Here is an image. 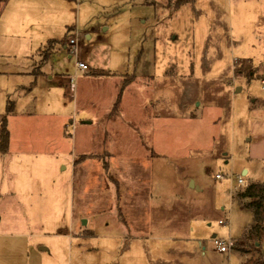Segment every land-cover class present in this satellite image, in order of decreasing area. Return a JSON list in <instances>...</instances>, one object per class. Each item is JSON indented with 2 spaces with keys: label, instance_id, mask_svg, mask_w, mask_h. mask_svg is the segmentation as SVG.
<instances>
[{
  "label": "rangeland",
  "instance_id": "obj_1",
  "mask_svg": "<svg viewBox=\"0 0 264 264\" xmlns=\"http://www.w3.org/2000/svg\"><path fill=\"white\" fill-rule=\"evenodd\" d=\"M166 1L80 0L65 12L58 5L52 48L39 50L48 38L29 33L24 45L11 36L1 44L0 64L12 74L2 80L11 89L6 104L25 108L26 100L33 111L56 102L60 113L74 116L67 135L74 149L92 157L74 171L69 160L55 167L56 226L39 223L35 210L38 194L52 189L44 179L27 193V208L10 202L1 209L0 248L7 250L0 264L244 260L232 249L217 251L211 237L239 242L252 215L238 190L264 179V0H192L178 8ZM77 33L80 50L70 55L61 43ZM77 56L99 75L75 70ZM120 75L136 78L121 90ZM15 84L31 88L22 102ZM125 158L139 162L136 171ZM135 177L145 184L135 185ZM230 187L238 188L233 196ZM136 191L152 210L145 224L141 203L135 213L130 208ZM226 219L230 228L219 224ZM261 249L264 255V243Z\"/></svg>",
  "mask_w": 264,
  "mask_h": 264
},
{
  "label": "crops",
  "instance_id": "obj_2",
  "mask_svg": "<svg viewBox=\"0 0 264 264\" xmlns=\"http://www.w3.org/2000/svg\"><path fill=\"white\" fill-rule=\"evenodd\" d=\"M77 1L80 0H5L2 3L0 0V37H3L4 39L3 41L0 39V53L3 52L1 44H4L10 36L14 38L16 43L24 45L25 41L21 40V38H25V36H27L26 33H29L30 39L34 35L43 39L48 38L45 44H41L39 50L42 51L46 47L52 48L54 44L51 45L49 42L54 41L56 43V40L52 39L50 34L51 24L53 22H50V18L53 20L52 14L58 19V15L56 16V12L59 11L58 5L62 7L64 12L68 9L71 11V4L77 3ZM69 29L75 30V27H68L67 30ZM71 38L75 40L74 44L69 45L68 41L61 43V46L66 49L69 54L73 49L75 51L80 50L78 47L80 44L79 40L81 39L80 34L77 33L75 38ZM70 55L68 57H70ZM79 60L83 61L82 59ZM75 70L78 71L76 68ZM89 73H93V70L91 71L90 69ZM11 75L12 74L7 72V70L0 64V123L3 118H6V127L9 134L8 150L3 153L0 152V214L4 211L2 210L1 212V209L10 205V202L14 203L13 207L21 206L27 208L25 201L31 197L27 196V193L30 192L28 194L32 195L31 189L33 184L44 179L46 182L51 183L52 189L45 194L46 196L38 194L39 196L41 195V200L38 201V206L35 210L42 216L39 223L43 226L47 225V227L56 226L59 222L57 217L59 208L57 192L53 189V185L58 184L59 178L54 174L55 167L64 162V160H69L70 168L74 171L78 162L90 159L92 156L91 154L80 152V154H78L76 152L73 140L70 139L69 141L67 137V135H69L68 129L71 128L73 131L75 128L74 116L72 114V117L69 118L68 114L66 115L64 112L60 113L59 109H55L57 106L56 102L54 105L46 103L44 109H42V107L33 108L32 111L29 108L27 101L23 99L27 96L26 94L30 92L31 88L25 84H15V90L18 96L26 93L22 95V99H20V102L25 100L23 103L25 108L23 106L21 107V105H18L16 108L13 105H7L6 101L8 100L3 94L6 95V91L11 89L9 87L3 89L2 80L6 79L7 82L8 77ZM34 76L37 77L36 73ZM72 76L73 75H67L70 83ZM124 76L126 75H120L121 80L124 79ZM135 78L136 77L132 75L130 79L131 82H133ZM36 82L38 83L37 80ZM30 83L31 85H35L33 82ZM235 91H240V88H236ZM47 98H51V96L49 95ZM50 100L52 101V99ZM74 109L76 112V105H74ZM191 114L195 116L192 112L188 115L191 117ZM88 121L86 120L82 124L85 125L86 123H92L90 120ZM28 128H31V130L28 131ZM150 148H152V144ZM35 152L36 155L34 154L32 159L26 157L29 153ZM42 153L47 155H42ZM94 156L98 155L94 154ZM125 161L126 166L130 171L137 170L136 165H139V162L134 161L133 158H125ZM63 164L64 169H66L67 164ZM40 171L44 173L41 174ZM101 171L104 172L105 170L101 168ZM243 171H245L243 175L248 174L247 170ZM190 179L192 178H188L187 181ZM132 182H134L135 185L138 184L139 187L140 184H145L144 182L146 181H141L139 178L135 177ZM190 188L199 190L194 182L193 187ZM133 196H135V202L134 205H131L130 203V208H132V211L135 213V205L139 206V203H141V208L143 209L141 220L145 224L148 222V215L152 211L150 205L146 203V195H140V192L136 191L133 193ZM138 199H141L144 202H138ZM21 207L20 209H23ZM139 220L140 219L137 218L132 224L137 223ZM1 221L2 216H0V222ZM60 236H63L64 238L65 234H60ZM214 237L215 235H212L211 239ZM0 249V258L4 259L6 257L5 253L7 247L3 245ZM38 249L40 252L49 250V248L44 245H40Z\"/></svg>",
  "mask_w": 264,
  "mask_h": 264
},
{
  "label": "trees",
  "instance_id": "obj_3",
  "mask_svg": "<svg viewBox=\"0 0 264 264\" xmlns=\"http://www.w3.org/2000/svg\"><path fill=\"white\" fill-rule=\"evenodd\" d=\"M5 0H1V3ZM192 0H167L168 3H173V8L190 2ZM49 44H55L50 41ZM50 45V46H51ZM92 75H99L93 72ZM130 75L124 76L121 84V90L131 82ZM9 134L6 127V118H3L0 123V152L8 150ZM237 198L243 208L250 211L252 222L247 225L239 242L232 245V251H236L245 258L241 264H264V258L261 246L264 243V179L261 181H251L244 187L238 190ZM252 244V246H251Z\"/></svg>",
  "mask_w": 264,
  "mask_h": 264
},
{
  "label": "built area",
  "instance_id": "obj_4",
  "mask_svg": "<svg viewBox=\"0 0 264 264\" xmlns=\"http://www.w3.org/2000/svg\"><path fill=\"white\" fill-rule=\"evenodd\" d=\"M74 42H75V40L72 38L68 40L69 45L74 44ZM75 53H76V51L73 49L71 51V54L75 55ZM75 68L78 70H84V71L89 69L87 64L84 61H80L79 59H77L75 62ZM73 80H75V76L71 77V82H73ZM216 178L221 179L222 175L218 174V175H216ZM236 181H237V184H239V186H242L244 184L243 177L239 174L236 176ZM237 190H238L237 187H230L228 189V193L230 196H233ZM219 224L227 225L228 228L230 226L229 220L219 221ZM211 242H212L213 246L217 249V251L229 252L231 250V247L233 245L234 240L228 235V237L225 239L214 237V238H212Z\"/></svg>",
  "mask_w": 264,
  "mask_h": 264
},
{
  "label": "water",
  "instance_id": "obj_5",
  "mask_svg": "<svg viewBox=\"0 0 264 264\" xmlns=\"http://www.w3.org/2000/svg\"><path fill=\"white\" fill-rule=\"evenodd\" d=\"M244 173H245V171H243L242 174H244ZM190 186L193 187V182L192 181L190 182Z\"/></svg>",
  "mask_w": 264,
  "mask_h": 264
}]
</instances>
